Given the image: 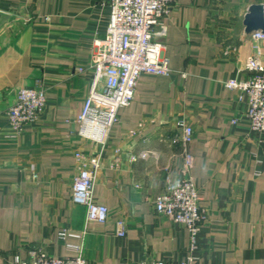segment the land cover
<instances>
[{"label": "crops", "instance_id": "0c3cea01", "mask_svg": "<svg viewBox=\"0 0 264 264\" xmlns=\"http://www.w3.org/2000/svg\"><path fill=\"white\" fill-rule=\"evenodd\" d=\"M264 0H175L162 25L169 76L143 74L119 111L107 143L77 132L91 89L92 58L105 38L108 0H0V264L44 249L88 264H264V132L247 118L246 95L225 83L246 80L264 40L244 19ZM161 27L157 28V32ZM44 88L39 119L14 130L7 111L21 88ZM194 127L190 176L205 212L193 247L184 224L161 215L156 197L184 177L177 122ZM149 152L146 159L133 156ZM80 153L97 158L95 200L106 223L90 222L72 200ZM128 233L117 235L116 221ZM62 233H66L62 237Z\"/></svg>", "mask_w": 264, "mask_h": 264}, {"label": "built area", "instance_id": "2783aa9c", "mask_svg": "<svg viewBox=\"0 0 264 264\" xmlns=\"http://www.w3.org/2000/svg\"><path fill=\"white\" fill-rule=\"evenodd\" d=\"M175 0H108L111 17L105 38L97 42V51L92 58L93 77L91 89L78 118L80 125L77 135L86 141L105 145L113 126L118 122L119 111L129 107L134 100L140 77L147 73L169 76L173 72L169 58L165 55V45L156 41L157 36L165 35L163 18L167 8ZM161 30L157 32V28ZM255 40H264V33L252 34ZM246 67L250 76L243 81L235 79L225 83L230 90H238L246 95L249 104L247 118L251 127L264 132V64L258 55L251 57ZM46 103L44 88H21L17 101L8 111L12 128L18 132L29 123L39 119ZM180 134L174 143L182 147L184 177L169 181L164 191L155 199L159 214L176 223L184 224L190 233L193 247L197 246L201 224L205 212L200 207L198 190L190 176L194 157L189 146L194 140L195 130L186 120L177 122ZM149 152L133 156L132 160L146 159ZM81 168L74 177L72 200L87 209L90 222L106 223L110 218L109 208L95 200V173L97 158L90 163L84 155L76 153ZM117 235L127 236L124 220L116 221ZM62 237L66 233L61 234ZM72 257L57 258L44 249H34L28 257L15 255L12 264H88L79 254ZM140 264H165L162 261H149ZM180 264H192V260Z\"/></svg>", "mask_w": 264, "mask_h": 264}, {"label": "water", "instance_id": "95a60500", "mask_svg": "<svg viewBox=\"0 0 264 264\" xmlns=\"http://www.w3.org/2000/svg\"><path fill=\"white\" fill-rule=\"evenodd\" d=\"M7 14L0 11V28L7 21ZM246 34L264 33V5H252L244 19Z\"/></svg>", "mask_w": 264, "mask_h": 264}]
</instances>
